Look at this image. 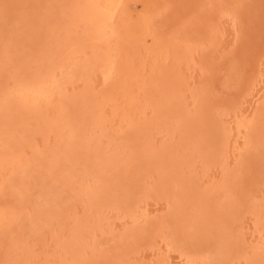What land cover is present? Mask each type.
I'll return each instance as SVG.
<instances>
[{"label":"rangeland","instance_id":"rangeland-1","mask_svg":"<svg viewBox=\"0 0 264 264\" xmlns=\"http://www.w3.org/2000/svg\"><path fill=\"white\" fill-rule=\"evenodd\" d=\"M0 264H264V0H0Z\"/></svg>","mask_w":264,"mask_h":264},{"label":"bare ground","instance_id":"bare-ground-1","mask_svg":"<svg viewBox=\"0 0 264 264\" xmlns=\"http://www.w3.org/2000/svg\"><path fill=\"white\" fill-rule=\"evenodd\" d=\"M95 1H97V0H95ZM119 1H120V0H119ZM98 9H99V8H98ZM102 10H103V9H101V12L104 13L105 11H102ZM104 10H106V9H104ZM95 11H96V10H95ZM92 12H94V11H92ZM107 13H109V12H107ZM113 13H114V12H113ZM92 14H93V13H92ZM97 14H98V13H97ZM112 15H113V14H112ZM101 16H102V15L100 14L99 17H101ZM111 17H112V16H111ZM99 19H100V18H99ZM23 86H24V85H23ZM23 86H22V87H23ZM26 86L29 87V85H26ZM26 86H25V87H26ZM32 86H33V85H32ZM20 87H21V86H20ZM27 87H26V88H27ZM30 87H31V86H30ZM30 87L27 88V90H29ZM32 91H33V88H32ZM46 91H47V90H46ZM28 92H31V90L28 91ZM28 92H27V93H28ZM41 92H42V91H41ZM48 92H49V91H48ZM24 93H26V90H25V92H23V95H24ZM35 93H36V92H35ZM21 94H22V93H21ZM28 94H29V93H28ZM48 94H49V93H48ZM29 95H30V97L32 96L31 94H29ZM39 95H41V94H39ZM30 97H28V99H29ZM33 98H34V97H33ZM31 100H33V99H31Z\"/></svg>","mask_w":264,"mask_h":264}]
</instances>
